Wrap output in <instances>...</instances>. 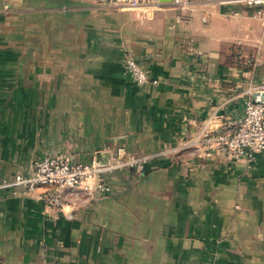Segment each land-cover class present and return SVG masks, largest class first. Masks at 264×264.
I'll list each match as a JSON object with an SVG mask.
<instances>
[{
  "label": "crops",
  "instance_id": "1",
  "mask_svg": "<svg viewBox=\"0 0 264 264\" xmlns=\"http://www.w3.org/2000/svg\"><path fill=\"white\" fill-rule=\"evenodd\" d=\"M259 8L0 0V182L63 149L68 104L86 135L72 161L117 148L166 153L141 174L107 171L104 191L81 193L63 213L44 207L41 190L0 189V264H264V155L186 146L215 110L220 124L264 81ZM126 58L149 83L134 82ZM65 84L84 88L65 94Z\"/></svg>",
  "mask_w": 264,
  "mask_h": 264
},
{
  "label": "built area",
  "instance_id": "2",
  "mask_svg": "<svg viewBox=\"0 0 264 264\" xmlns=\"http://www.w3.org/2000/svg\"><path fill=\"white\" fill-rule=\"evenodd\" d=\"M119 9L151 7L155 0H101ZM189 0H173L176 4H186ZM242 2L247 6H258L257 13L264 17V0H223ZM125 72L138 85L149 83L146 71L132 58L124 62ZM264 91V81L258 85L249 83L244 96H239L237 113L219 124L215 110L186 144L196 151H216L228 159L245 158L250 160L256 154L264 155V103H254L251 93ZM111 155L110 165L97 167L94 157L88 163H71L63 158L46 156L34 162L30 176L16 174L0 182V189L21 191L24 194H38V200L48 210L63 213L69 205H74L81 193L90 194L93 190L104 191L101 179L110 170H132L143 173L145 167L158 155L135 156L124 149L107 150Z\"/></svg>",
  "mask_w": 264,
  "mask_h": 264
},
{
  "label": "rangeland",
  "instance_id": "3",
  "mask_svg": "<svg viewBox=\"0 0 264 264\" xmlns=\"http://www.w3.org/2000/svg\"><path fill=\"white\" fill-rule=\"evenodd\" d=\"M121 10H123V9H121ZM64 76H65V80H66V79H70L68 77H72L73 75L71 74V71L65 70ZM77 88L82 89L84 87L82 85H80V87H77L76 85L72 86V85H66L65 84V94L70 93V92H74L75 90H77ZM66 104L67 103H65V105ZM83 116H84L83 120H85V123H86V120H87L86 115H83ZM63 118H64V125H62V129H61L62 133L56 135V137L58 138V141L61 140L63 142V147H62L63 149L62 150H61V148L60 149H50V150H47L45 152L47 154H51L55 157L63 158V159H65L71 163L78 162L77 160L72 161V159H70L69 157L73 158L74 155H77L79 153L80 154L85 153V151H83V150H76L74 148L76 141L78 139L86 136L84 134H83V136H82V134H81V136L79 135V132H82L84 130V126L81 125V122H82L81 116H79V118H78V114L75 112H72L71 109H69V104H68V107H65ZM78 120H79V122H78ZM54 137L55 136H52V138H54ZM58 145H61V144H58Z\"/></svg>",
  "mask_w": 264,
  "mask_h": 264
},
{
  "label": "water",
  "instance_id": "4",
  "mask_svg": "<svg viewBox=\"0 0 264 264\" xmlns=\"http://www.w3.org/2000/svg\"><path fill=\"white\" fill-rule=\"evenodd\" d=\"M250 97L254 103H264V91L253 92ZM94 160L97 167H107L111 162L110 152L107 150L97 151L94 154Z\"/></svg>",
  "mask_w": 264,
  "mask_h": 264
}]
</instances>
